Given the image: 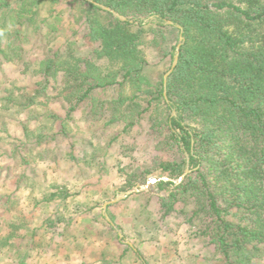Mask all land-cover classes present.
<instances>
[{
	"label": "trees",
	"instance_id": "1",
	"mask_svg": "<svg viewBox=\"0 0 264 264\" xmlns=\"http://www.w3.org/2000/svg\"><path fill=\"white\" fill-rule=\"evenodd\" d=\"M94 1L126 20L88 0H0V61H18L24 72L40 76L30 90L5 88L0 112H24L52 95L63 100L65 109L64 117L48 110L43 113L47 121L37 129L25 127L22 146L9 142L6 151L14 162L0 165V189L6 188L0 191L1 211L16 205L8 182L19 189L28 179L15 171L55 138L45 124H59L61 135L70 139L75 110L88 104L107 125L124 123L129 129L148 119L158 154L150 166L133 167L129 186L152 173L177 178L189 161L191 171L181 183H153L168 191L160 197L163 216L190 207L187 222L223 264H264V0ZM65 3L69 7L59 9ZM152 15L159 21L143 24ZM165 19L182 25L185 36L167 78L168 100L164 74L181 30ZM81 26L85 50L74 38ZM148 33L155 47L160 39L174 41L165 52L170 65L157 79L150 75L144 51ZM34 37L64 40L43 57L22 62L24 45ZM48 153L55 158L52 150L37 155L43 159ZM54 195L45 197L53 201ZM13 236H0V254H7ZM124 247L107 262L124 264L130 250L143 264L139 250Z\"/></svg>",
	"mask_w": 264,
	"mask_h": 264
},
{
	"label": "rangeland",
	"instance_id": "2",
	"mask_svg": "<svg viewBox=\"0 0 264 264\" xmlns=\"http://www.w3.org/2000/svg\"><path fill=\"white\" fill-rule=\"evenodd\" d=\"M68 7L65 3L59 9ZM71 27L78 29V24ZM84 32L85 27L81 26L79 35L74 36L81 40L82 50H85ZM152 38L151 33L146 35L144 51L150 61V75L157 79L170 65V56L165 52L174 41L159 38L161 46L155 47ZM63 40L60 37L48 42L34 37L24 45L22 62L43 57ZM23 67L18 61H0V98L5 88L30 90L40 79L24 72ZM108 93L115 94L114 90ZM40 102L24 112H0V165L13 164L11 153L6 151L9 142L22 146L26 140L24 128L37 129L47 121L44 112L51 110L65 116L62 99L52 95ZM3 103L0 99V108ZM45 125L52 127L55 138L37 147L32 161L15 171L28 178L19 189L14 182L7 184L16 205L8 213L0 209V236L9 232L14 236L6 246L7 254H0V264H118L119 261H107L117 259L127 244L140 251L143 264H223L214 250L197 236L196 228L187 222L190 207L163 216L160 197L168 191H160L153 183L141 188L152 177L161 176L152 173L146 181L129 186L133 167L150 166L158 154L154 148L155 133L147 118L129 129H125L124 123L107 125L103 117H96L85 104L75 110L70 121V139L61 135L59 124ZM46 150H52L55 158L49 153L43 159L37 155L41 152L43 156ZM179 177L162 178L174 182ZM136 187L141 190L125 196ZM51 193L55 197L47 201ZM118 196L122 199L105 207L106 202ZM17 249L19 253H15ZM123 261L140 264L130 250Z\"/></svg>",
	"mask_w": 264,
	"mask_h": 264
},
{
	"label": "water",
	"instance_id": "3",
	"mask_svg": "<svg viewBox=\"0 0 264 264\" xmlns=\"http://www.w3.org/2000/svg\"><path fill=\"white\" fill-rule=\"evenodd\" d=\"M88 1L89 2H92V3L96 4V5H99V6H101L104 9L110 10L111 12L114 13L115 16L119 17L120 19L126 20V17L125 16L119 14L118 12L114 11L113 9H111V8L105 6V5L99 4V3L95 2L94 0H88ZM159 19H160V16L159 15H152V16H149V17L145 18L143 20V23H149L151 21H155L156 22V21H159ZM164 22L167 23V24H169V25H175L176 27H178L181 30L180 37H179V42H178V44H177V46L175 48V53H174V57H173L172 66H171L170 70L165 74V77H164V81H165V84H164V95H165L166 99L168 100V97H167V88H166L167 78L171 74V72L174 70V68L176 67V65H177V63L179 61V56H180V52H181V46H182V44L185 41V36L183 35V27H182V25H180L178 23H175L172 20H167V19H165ZM174 113H175V111H174ZM188 160H189V155H188ZM190 171H191V169H190V164H189V161H188L187 167H186L184 173L176 181H174V183L177 184V183L182 182L184 180V178L186 177V175ZM161 179L169 180L168 178H162V177L154 176L151 179H149L148 182H147V184L143 185L141 188L142 189L143 188H148L151 183H154L155 181L161 180ZM141 188L136 187L135 189L126 192L125 196H127V195H129V194H131L133 192H139L141 190ZM120 199H122V196H118L113 201L106 202L105 207H107L108 204H111L113 202H116V201H118ZM107 218H108L109 221H111V219L108 216H107ZM120 237L121 238L123 237V235L121 233H120ZM128 243L131 246H133L131 242H128Z\"/></svg>",
	"mask_w": 264,
	"mask_h": 264
}]
</instances>
